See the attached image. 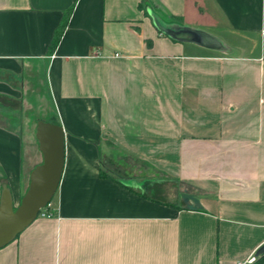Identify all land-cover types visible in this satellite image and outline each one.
<instances>
[{
    "label": "crops",
    "instance_id": "obj_1",
    "mask_svg": "<svg viewBox=\"0 0 264 264\" xmlns=\"http://www.w3.org/2000/svg\"><path fill=\"white\" fill-rule=\"evenodd\" d=\"M147 4L223 50L160 34ZM38 77L64 173L55 217L0 264H238L264 245V0H0V203L6 185L15 207L43 160L27 115ZM114 153L197 196L143 198L111 179Z\"/></svg>",
    "mask_w": 264,
    "mask_h": 264
},
{
    "label": "water",
    "instance_id": "obj_2",
    "mask_svg": "<svg viewBox=\"0 0 264 264\" xmlns=\"http://www.w3.org/2000/svg\"><path fill=\"white\" fill-rule=\"evenodd\" d=\"M148 14L156 30L174 42L193 44L213 51H222L224 48L216 37L205 31L166 22L150 9ZM36 139L43 160L32 170L28 191L18 207L14 206L8 187L3 186L0 203V250L16 241L38 219L40 212L52 203L62 180L65 167L64 128L61 125L39 121ZM119 182L125 187L142 190L147 189L150 183L148 181L147 184L141 185L133 180ZM162 182L151 181L153 184ZM257 254H264V245Z\"/></svg>",
    "mask_w": 264,
    "mask_h": 264
},
{
    "label": "rangeland",
    "instance_id": "obj_3",
    "mask_svg": "<svg viewBox=\"0 0 264 264\" xmlns=\"http://www.w3.org/2000/svg\"><path fill=\"white\" fill-rule=\"evenodd\" d=\"M148 9L152 10L154 14H156L158 17H161L164 21H167L163 18V16L160 14L157 9H155L151 4H147L146 6V13L148 14ZM150 18V17H149ZM31 88L28 91L30 96V105L28 102V113L27 115L32 119V127H31V133L32 131L37 129V123L36 121H44L49 120L54 117V111L52 109L50 99L48 95L45 93V90L43 88L42 84V78H35V81L30 83ZM31 90H34V94H31ZM34 150V153H38L36 149L32 148ZM110 160L108 162V168L111 171V173L116 176L119 179L122 178H128L129 176L124 175V172L122 170V164H124V161L127 165H124L126 174H129L130 176H133V174H136V176L140 177V180L138 182L141 185H145L151 180L153 182H161L163 181L161 186H155L153 189H145V190H138L143 195L151 198L152 200H157L158 202H169L172 200L180 199L183 195L185 197H196L197 192L193 189L186 188L184 186H179L176 183L172 181H166L164 177H162L159 173H156L152 170H148L145 166L142 165H136L131 160L126 159V157L122 156L121 154L114 153L113 155H109ZM128 166V167H127ZM135 166V167H134ZM133 171V173H132ZM131 172V173H130ZM150 180H148V179ZM160 189V190H159ZM184 201V200H182ZM182 206H197L194 203L189 202H181Z\"/></svg>",
    "mask_w": 264,
    "mask_h": 264
},
{
    "label": "trees",
    "instance_id": "obj_4",
    "mask_svg": "<svg viewBox=\"0 0 264 264\" xmlns=\"http://www.w3.org/2000/svg\"><path fill=\"white\" fill-rule=\"evenodd\" d=\"M72 11H73V8L69 9V10L65 13L64 18H63V20H62L60 26L58 27V29L56 30V32H55V34H54V38H53V40H52V42H51V44H50L49 50H48V55L53 54V53L55 52V50L57 49V47H58V45H59V43H60V41H61V38H62V36H63V34H64L66 28H67V25H68V22H69V18H70V15H71ZM38 122H39V120L36 121V123H38ZM44 122L52 123V124H55V125H59V121H58L57 116H56L55 114H54V117H53V118H51V119H49V120H44ZM102 176H103L104 178H111V177H109V176L106 175V174H104V175L102 174ZM111 179L115 180L118 184L122 185V184L119 182L120 179H119V180L114 179V178H111ZM122 186H123V185H122ZM123 187H125V186H123ZM125 188L131 190V191L134 192V193L136 192L134 189H131V188H129V187H125ZM136 193H137V192H136ZM138 194L141 195L143 198H146V199L149 198V197H147V196H145V195H143V194H140V193H138ZM259 262H260L261 264L264 263V254L260 256V261H259Z\"/></svg>",
    "mask_w": 264,
    "mask_h": 264
},
{
    "label": "built area",
    "instance_id": "obj_5",
    "mask_svg": "<svg viewBox=\"0 0 264 264\" xmlns=\"http://www.w3.org/2000/svg\"><path fill=\"white\" fill-rule=\"evenodd\" d=\"M39 217H42V218H53V217H55V211L53 209L52 203H50L45 209H43L40 212ZM257 253H258V251L253 253L246 260L239 262L238 264H261L259 262L260 261V255H258Z\"/></svg>",
    "mask_w": 264,
    "mask_h": 264
}]
</instances>
